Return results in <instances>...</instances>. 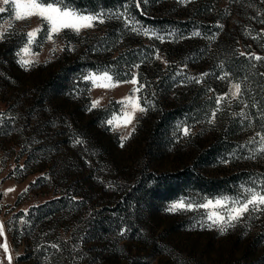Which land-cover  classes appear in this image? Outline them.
<instances>
[{
	"label": "rangeland",
	"instance_id": "obj_1",
	"mask_svg": "<svg viewBox=\"0 0 264 264\" xmlns=\"http://www.w3.org/2000/svg\"><path fill=\"white\" fill-rule=\"evenodd\" d=\"M70 2L95 12L122 10L126 0ZM129 7L165 40L110 19L80 35L65 30L55 44L38 35V56L24 57L38 62L27 69L17 52L41 21L8 27L9 12L0 14L7 28L0 41V244L9 246V253L0 247V262L8 264L10 254L12 264H264V214L221 235L199 226L202 209L166 211L181 196L236 195L250 177L264 175V156L245 158L255 147L248 140L264 133V59L251 55L264 57V0H144ZM105 68L114 80L137 74L146 85L140 102H153L128 128L111 130L105 122L120 115L117 101L134 86L93 88L82 78ZM203 73L201 83L192 79ZM237 82L241 97L225 99L209 123L216 97ZM178 126H190L191 134ZM9 188L15 190L5 195Z\"/></svg>",
	"mask_w": 264,
	"mask_h": 264
},
{
	"label": "snow or ice",
	"instance_id": "obj_2",
	"mask_svg": "<svg viewBox=\"0 0 264 264\" xmlns=\"http://www.w3.org/2000/svg\"><path fill=\"white\" fill-rule=\"evenodd\" d=\"M144 0H126V2L121 6L122 10H98L95 12H88L73 6L70 0H0V14L9 12V20L5 23L8 27H12L17 21H24L31 19L32 17H37L41 21L40 26L33 28L32 30L25 33L26 43L17 52V56L20 57L17 63L21 64L25 69L35 65L38 61L34 58L25 59V56L31 55L32 57L38 56V53L32 51V45L37 43V36L43 34V39L55 44V38L59 37L62 32L69 30L76 35H80L83 30L92 29L97 24H103L106 20L118 19L124 22V26L129 28L136 34H143L149 36V38L159 39L161 41L165 40V36L160 35L154 29H149L145 27L140 21L136 19L134 15L131 14L129 5H134L137 9L140 8L141 3ZM183 2V0H181ZM190 2V0H189ZM264 23V21H261ZM220 27H223L222 25ZM194 36H199V32L193 33ZM7 36V28L4 24H0V41L4 40ZM63 51L64 49L53 47L51 51L55 53L56 51ZM245 55V53H240ZM252 57L259 61L264 59V57L251 54ZM156 59H162V57L157 52ZM167 64V61H165ZM134 67H139V65H134ZM208 73L201 74L200 78H192L196 83H201L202 78L207 76ZM228 73H225L227 76ZM261 75H264L262 73ZM86 81H90L92 87H101L110 89L117 87L122 83H130L134 87L131 93L120 101L118 104L122 106L121 113L119 116L113 115L112 118L108 119L105 123L110 126L111 130L123 127L128 128L129 125L133 124L136 119V113L144 114L151 107H154L153 102L144 97L143 104L140 102L142 97L138 95L146 87L144 83H141L137 74L133 73L128 80H121L118 77L114 80V74H110V70L105 68L103 70H98L97 72H92L85 74L82 77ZM224 76L218 77V79H224ZM104 81H107L106 83ZM210 91H213L210 89ZM154 95V94H153ZM242 95V85L241 83H232L228 92L216 97L217 107L211 111L209 123H215L217 114L220 112V104L227 99L229 96L231 99H239ZM243 103V101H240ZM100 105V100H93L90 104L88 110L97 108ZM247 105H245L246 107ZM240 116L245 117L246 114L241 111ZM3 114L0 113V125L3 124ZM262 119H264V112H262ZM182 131L184 136L191 134L190 126H183L182 128L178 126ZM135 128L132 127L127 135L121 137V147H123V141L130 138L132 132ZM258 138V139H257ZM76 144L83 143L82 140H76ZM255 145V147H249V155L245 158L255 159L258 156H264V133H256L255 137L248 140L247 146ZM241 148L246 147V145H241ZM235 156V152L232 153ZM227 163V160L222 161ZM23 167V166H21ZM35 183V181H33ZM15 189L9 188L5 191V195ZM27 191V189H25ZM204 210L202 212V219L198 221L201 228L207 227L208 229H217L221 235L225 234L230 228L235 227L238 223L244 221L248 216L253 214H264V175H261L258 179L251 178L247 185H240V191L236 195H221L214 198L201 197L199 200L194 198L179 197L176 201L169 203L166 211L170 213H177L179 211L188 212H198L199 210ZM259 218V216H257ZM22 223H27L23 221ZM195 226V225H194ZM124 233L121 232V235ZM4 235V223L0 221V236ZM5 253H9V246L5 242L0 244ZM51 248L59 251V246L57 244H51ZM12 255H7L8 264H12ZM2 264V262H0Z\"/></svg>",
	"mask_w": 264,
	"mask_h": 264
},
{
	"label": "trees",
	"instance_id": "obj_3",
	"mask_svg": "<svg viewBox=\"0 0 264 264\" xmlns=\"http://www.w3.org/2000/svg\"><path fill=\"white\" fill-rule=\"evenodd\" d=\"M74 1L77 2L78 4H80L81 6H83V5L96 6V4L98 2H102V0H74ZM103 1H105V0H103Z\"/></svg>",
	"mask_w": 264,
	"mask_h": 264
}]
</instances>
